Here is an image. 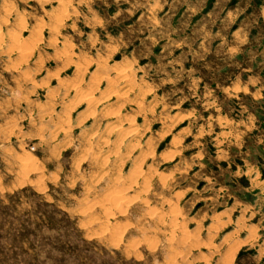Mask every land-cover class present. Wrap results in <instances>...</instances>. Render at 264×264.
I'll list each match as a JSON object with an SVG mask.
<instances>
[{
    "label": "rangeland",
    "instance_id": "obj_1",
    "mask_svg": "<svg viewBox=\"0 0 264 264\" xmlns=\"http://www.w3.org/2000/svg\"><path fill=\"white\" fill-rule=\"evenodd\" d=\"M226 2L0 0V264H264Z\"/></svg>",
    "mask_w": 264,
    "mask_h": 264
},
{
    "label": "crops",
    "instance_id": "obj_2",
    "mask_svg": "<svg viewBox=\"0 0 264 264\" xmlns=\"http://www.w3.org/2000/svg\"><path fill=\"white\" fill-rule=\"evenodd\" d=\"M231 1L241 22L244 20L247 22L241 23L233 32L236 46H231L226 53V74L228 75L230 68L236 69L240 80L238 82L235 80L233 84L241 86L242 94L248 91L251 95L258 96L260 106L264 104V0H227V6ZM239 34L242 36L240 37ZM233 51L237 53L234 58L231 55ZM219 61L223 62V60ZM251 113L255 120L253 127L255 134L259 132L264 134V119H261L260 110Z\"/></svg>",
    "mask_w": 264,
    "mask_h": 264
},
{
    "label": "bare ground",
    "instance_id": "obj_3",
    "mask_svg": "<svg viewBox=\"0 0 264 264\" xmlns=\"http://www.w3.org/2000/svg\"><path fill=\"white\" fill-rule=\"evenodd\" d=\"M124 71H125V70H124ZM89 101H90V100H89ZM110 104H111V101H109V99H106V100L103 101L102 106H103V107H109ZM116 115H117V114H116ZM107 117H108V116H107Z\"/></svg>",
    "mask_w": 264,
    "mask_h": 264
},
{
    "label": "trees",
    "instance_id": "obj_4",
    "mask_svg": "<svg viewBox=\"0 0 264 264\" xmlns=\"http://www.w3.org/2000/svg\"><path fill=\"white\" fill-rule=\"evenodd\" d=\"M65 217H67V216H65Z\"/></svg>",
    "mask_w": 264,
    "mask_h": 264
}]
</instances>
